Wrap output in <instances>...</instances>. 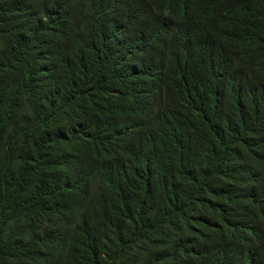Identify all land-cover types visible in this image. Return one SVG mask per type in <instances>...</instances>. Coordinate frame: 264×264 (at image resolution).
Listing matches in <instances>:
<instances>
[{
	"label": "trees",
	"instance_id": "1",
	"mask_svg": "<svg viewBox=\"0 0 264 264\" xmlns=\"http://www.w3.org/2000/svg\"><path fill=\"white\" fill-rule=\"evenodd\" d=\"M80 1L0 0V264H264V0Z\"/></svg>",
	"mask_w": 264,
	"mask_h": 264
},
{
	"label": "clouds",
	"instance_id": "2",
	"mask_svg": "<svg viewBox=\"0 0 264 264\" xmlns=\"http://www.w3.org/2000/svg\"><path fill=\"white\" fill-rule=\"evenodd\" d=\"M92 1L94 0H81L80 3L87 4ZM173 1L176 6H182L181 2L177 0ZM179 24V19L173 16H165L161 21L154 24L153 32L155 40L128 52L124 56L120 65L122 77L134 84L146 83L152 75L145 73L144 70L149 71L151 68L156 67L159 69L161 66V64L154 61L153 53H156L160 47L167 48L177 43L181 37ZM143 61H151L153 63L144 70H141L140 64ZM123 112H125V119L129 121V129L132 127H136L137 130L142 128L147 129L149 123L153 122L154 106L151 94L143 89L137 90L132 96V102L123 109Z\"/></svg>",
	"mask_w": 264,
	"mask_h": 264
},
{
	"label": "bare ground",
	"instance_id": "3",
	"mask_svg": "<svg viewBox=\"0 0 264 264\" xmlns=\"http://www.w3.org/2000/svg\"><path fill=\"white\" fill-rule=\"evenodd\" d=\"M116 37V36H115Z\"/></svg>",
	"mask_w": 264,
	"mask_h": 264
}]
</instances>
